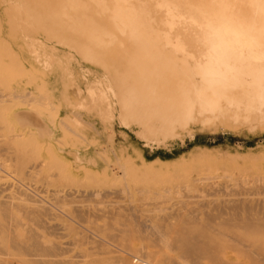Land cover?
Here are the masks:
<instances>
[{"label": "rangeland", "instance_id": "obj_1", "mask_svg": "<svg viewBox=\"0 0 264 264\" xmlns=\"http://www.w3.org/2000/svg\"><path fill=\"white\" fill-rule=\"evenodd\" d=\"M247 1L230 15L225 0H0V200L41 258L53 242L74 264L177 255L165 240L231 171L257 179L260 215L264 22Z\"/></svg>", "mask_w": 264, "mask_h": 264}, {"label": "bare ground", "instance_id": "obj_2", "mask_svg": "<svg viewBox=\"0 0 264 264\" xmlns=\"http://www.w3.org/2000/svg\"><path fill=\"white\" fill-rule=\"evenodd\" d=\"M238 1L240 0H225L224 5H223V10L229 12L230 15L231 13L234 15L240 14L238 13L240 11L238 8L239 7ZM258 1H262L263 3L262 7L259 5ZM39 3L40 2H38V8L45 9V10H48V9L52 10V7L50 4H44V3L42 4V2L41 4ZM246 3H245L246 9L249 10V8H252V7H254L255 10L257 9V11L260 12V14L258 13L256 14V16L263 18V22H264V0H253L252 2L247 1ZM35 14L37 15V17L41 16L39 15V13L38 14L35 13ZM237 17L239 16L237 15ZM188 25L190 26V32L191 31L195 32L193 36H195L196 38L202 36L200 30H198L199 28L198 25L194 23H189ZM190 32H187V30L184 31V33L186 34ZM211 38L215 39L212 36ZM196 41L198 40L196 39ZM82 46L87 47L86 50H89L90 52L95 51V48L93 46H90L89 43H82ZM203 47L208 48L207 45H203ZM237 171H239V168ZM254 177L255 176H253V178ZM215 179H217L216 176H215ZM251 179L252 177H250V174H247L246 171L237 172V173H235L234 171H231L229 172V174L225 176L224 181L217 180L214 182L213 193L215 194V199H213V203L207 206L204 205L206 208H202L203 209L202 212L199 211L201 212L199 219H196V220L194 219V221L190 223H187L189 222L187 220L186 222L183 223L184 221L183 220L182 223H180V225L186 224L188 225L187 228H181V229L175 230L176 233L172 235L173 238H171V236H168L170 238L168 239L167 237L168 240H165V242L168 241V243L170 244V246L166 245L167 247H170L169 249L171 250L173 249L172 251H175V250L179 251L178 254L176 253L177 255H174V256L170 255L165 258H160L163 260H159V258L158 260L151 259L152 262L151 261L148 262L147 259L144 260L145 258L141 260L142 257H146L150 259L148 255L146 254L141 255L142 256L141 258L136 257L134 260H130L124 254L122 253L118 254L119 252L117 253L116 251H115V254L117 253V257L123 259L122 262L124 264H264V237H263L264 235L263 236L260 235L264 233V218L260 217L264 209L261 211L260 215H257L256 210L258 208L256 209L255 207L257 206V204L254 205L255 202L252 201L254 200L252 198L255 197V200H257L256 202L258 203V199H256L257 197L254 195L256 191L251 193L252 194L251 195L250 194L251 187L248 186V184H250L249 182H257V179L256 181L251 180ZM262 181H263V178H262ZM255 186H256V183H255ZM252 191L253 189L251 190V192ZM258 192L259 191H257V193ZM259 201H262V200H259ZM263 201H264V198H263ZM9 202L12 203L13 200ZM21 202H23L22 206L17 205L18 208L22 209L23 212H26V214L28 215L34 213L35 215L38 214V215H44V216L49 215L50 216L53 214L51 209L44 205L35 204L32 201L27 200V199L25 202L22 200ZM10 203H8V201H5V200L0 202V207L2 211L1 215H3V216L0 215L2 218V219L0 218V222H1L0 223V264H71V263L74 264L75 263V261L67 263L66 261L59 260L58 257L60 256L63 250V246H60V244L58 245L57 243H55L56 244L55 245L54 242L52 243L53 246L52 245H50L51 247L46 246V248L51 249V251L53 250V253L57 252L56 256L54 254L55 258L51 255V251H48V252L50 253V256H52L51 257L52 259H50L49 256H48L49 259L47 258V256H45V258H41V256L45 254L41 255V253L39 252L41 251L43 252L45 245H43V243L40 242L41 239L38 234L39 232H37L35 228H28V229H25L23 235H21L22 233L19 227L22 225V223L21 221H19V217L14 212V209H17V208H15V205L13 203L12 204ZM262 206L264 207V204ZM259 210L260 209H258V211ZM196 214L195 216H197ZM186 216L188 215L186 214ZM179 218L183 219L181 214ZM194 224H197V225L195 226ZM55 230H56V227L53 226L51 229V234H54ZM261 230H263L262 233L260 232ZM176 234H179V237H177L178 235L174 237ZM101 242H99V244ZM99 248L101 247H98V249ZM47 249H45L46 252H47ZM106 251L112 252L113 250L108 249ZM106 251H105V254L107 253ZM112 253H114V251ZM121 259L114 260V262L115 263L117 262L118 264V262H120ZM79 262L81 261H78V263ZM122 262H120L119 264H123Z\"/></svg>", "mask_w": 264, "mask_h": 264}]
</instances>
